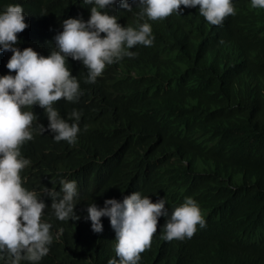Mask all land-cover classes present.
Instances as JSON below:
<instances>
[{
    "label": "trees",
    "instance_id": "1",
    "mask_svg": "<svg viewBox=\"0 0 264 264\" xmlns=\"http://www.w3.org/2000/svg\"><path fill=\"white\" fill-rule=\"evenodd\" d=\"M233 2L235 15L220 26L208 24L197 8L148 21L153 44L135 46L134 58L106 66L95 83H86L87 69L68 58L83 95L55 106L65 118L73 108L81 111L77 142L34 132L21 147L31 161L21 175L35 191H59L61 177L74 180L80 219L59 221L44 210L51 231L62 227L63 234L39 264L115 258L108 219L94 233L85 209L133 191L152 202L164 197L169 210L192 197L206 221L191 238L165 240V218H158L139 264H264V9ZM10 3L21 4L29 25L17 34V47L44 56L63 20L86 21L90 14L83 0H0V10ZM132 7L125 12L117 3L110 14L121 26L133 25L138 9ZM11 54L0 51V76L8 74ZM32 111L46 127L43 109Z\"/></svg>",
    "mask_w": 264,
    "mask_h": 264
},
{
    "label": "clouds",
    "instance_id": "2",
    "mask_svg": "<svg viewBox=\"0 0 264 264\" xmlns=\"http://www.w3.org/2000/svg\"><path fill=\"white\" fill-rule=\"evenodd\" d=\"M117 3L125 12H131L132 5L138 9L133 25L121 26L117 15L110 14ZM83 4L90 5L89 18L63 20L62 31L54 35V47L47 56L32 47H17V34L29 26L21 4L10 3L0 10V51L12 53L5 65L8 74L0 76V264H39L49 253L63 228L51 231L52 224L42 219L46 208L59 221L80 219L74 213L79 199L74 180L61 177L59 191L46 187L35 191L25 187L21 175L31 163L21 147L33 139L34 132H48L56 142H77L81 111L73 108L65 118L55 106L61 99L75 103L83 95L80 82L71 75L68 58L87 69L86 83H95L106 66L134 58L135 46L153 44L155 36L148 21L180 15L185 8H197L213 26L235 15L233 0H83ZM250 6L264 9V0H250ZM33 105L43 109L46 127L37 123ZM166 203L164 197L152 202L149 196L133 191L121 200L105 199L100 207L93 202L86 206L92 232L102 231V217L114 231L115 258H109L107 264H139L140 254L151 246L160 217L165 218L161 226L165 240L191 238L198 226L205 227L204 214L192 197H185L171 210L165 208Z\"/></svg>",
    "mask_w": 264,
    "mask_h": 264
}]
</instances>
